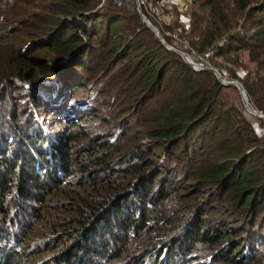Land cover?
Returning <instances> with one entry per match:
<instances>
[{
    "label": "trees",
    "instance_id": "1",
    "mask_svg": "<svg viewBox=\"0 0 264 264\" xmlns=\"http://www.w3.org/2000/svg\"><path fill=\"white\" fill-rule=\"evenodd\" d=\"M164 14L165 41L212 50L264 115V0H182ZM54 79L71 99L98 88L65 133L37 136ZM229 90L114 0H0V205L15 189L33 227L63 244L44 264H98L90 252L103 248L129 264H264V136L251 123L261 120ZM0 264L25 262L3 248Z\"/></svg>",
    "mask_w": 264,
    "mask_h": 264
},
{
    "label": "rangeland",
    "instance_id": "2",
    "mask_svg": "<svg viewBox=\"0 0 264 264\" xmlns=\"http://www.w3.org/2000/svg\"><path fill=\"white\" fill-rule=\"evenodd\" d=\"M114 3L117 7H120V8L123 7L125 9H128L129 11L135 10L140 16L139 12L141 11V9L137 7V3L135 0H114ZM125 6H129V7H125ZM160 7L164 8L163 12L166 13L167 8L170 7V5L163 6V7L160 6ZM161 8H159V13L157 15L158 17L156 18L155 16L148 17V20L154 27H156L159 30L160 34L162 35V32H161L163 31L162 29H164L169 24L168 22L172 20V16L161 13ZM160 13H161V16H160ZM155 14H157V12ZM164 17L166 18L168 17L166 19L167 20L166 23H165ZM177 22L180 25H183V26L185 25V28L187 29L188 28L187 23L189 22V17H187L186 14L185 15L180 14L179 17L177 18ZM170 37H171L170 39L173 41L176 47L168 44L166 41L165 42L170 47L175 49L176 51L182 54H185L187 56H190V59L192 60L193 63H195L196 65H201L206 68L217 70L221 74L222 79L225 81L232 80L229 78L226 68L222 69L224 72L221 73L218 69H216L213 66V62L212 61L210 62L211 56H208L207 58H203L202 56H200V59L203 58L200 61L198 56L194 55L195 52L194 53L192 51L188 52L189 46L183 40L181 41L180 38L177 37V35L171 34ZM197 69H194V70L200 71V69L199 70ZM236 74L238 78H242L245 75L243 71H237ZM100 80H101L100 84L104 83L107 80V77L104 75H100ZM235 81H238V80H235ZM50 86H51L53 93L56 92L55 79L52 80V82L50 83ZM225 87H228V86H225ZM97 88L98 86L93 84L90 86L88 90H80L79 92H77L72 99H71V95L69 93H66L65 91L64 93L60 95H57V94L55 95L54 93L52 96L53 98L45 103V105H47L46 106L47 109H49V112H51V109H54L53 114H49L45 116V114L48 112L47 111L45 112L44 116L35 118L34 122L32 123V125L34 126V130L37 131V136L41 134L43 135L44 131H47V132L53 131L56 134H59V133L63 134V132L65 133L66 132L65 128L67 127L69 122L74 121L77 118L78 114L79 115L82 114L85 106L90 101L89 96L92 93H94V91ZM227 98L230 99V101L234 103L238 107V109L242 111V113H244V111L246 112V110H244L245 108L242 104L238 90L237 92L229 90ZM250 106L252 109L257 111L251 105V103H250ZM111 123H114V122L111 121ZM251 123H252V128L254 129L255 133L259 136H264V120L259 121V120L254 119L252 120ZM51 127L53 128L52 130H51ZM85 127L87 131H90L92 129L89 124L85 125ZM20 140L22 141V144H24L25 140L24 139L23 140L20 139ZM36 145L39 146V144H36ZM41 165L45 166L44 163ZM47 167H48V162H47ZM46 177L48 178V176L45 174L43 177L38 179L39 187L46 186L45 184ZM8 182L11 187L15 186V179H11ZM34 194L38 197L40 196V193L37 190H35ZM16 195H17V192H15V189H10L8 193L4 194L3 201L0 205V226L4 227V234L3 235L0 234V250L3 248L6 249L7 252L8 251L10 252L11 257L21 256L25 264H44L47 260H49L50 258L58 254V252L62 249L63 244H58L56 241H53L56 235H51V234L48 235L47 228L44 225L40 224L38 225V228L33 227V223L31 222L32 214H30L31 212L30 209L27 208L28 204L31 205V202H29L30 200L25 199L24 197L22 198L18 197ZM26 210L29 211L28 213V215H30L28 219L29 222L24 227L20 228L19 225L21 224V222L26 220V215H27ZM12 224H15V226L12 227L11 226ZM17 231L19 232V235L17 236L18 242H16L12 236V233H16ZM109 242L110 240H107V243ZM94 244H95V247H97V245H99V242L96 241L94 242ZM102 244L104 243L102 242ZM17 245H20V247L18 248ZM109 249L110 248H108V250L106 248H103V252L104 250H106L107 254L97 255V256L95 254V251L93 250L92 252H90L91 255L89 257L95 260L98 264H129L128 257L125 259L122 258L120 260H115V257L118 256L119 254V252L118 254H115L118 248L115 250V252L112 251L114 253L109 258V255L111 253V249L110 250ZM132 250H133V247L130 249L131 256L134 254ZM55 261H59V260H55Z\"/></svg>",
    "mask_w": 264,
    "mask_h": 264
},
{
    "label": "water",
    "instance_id": "3",
    "mask_svg": "<svg viewBox=\"0 0 264 264\" xmlns=\"http://www.w3.org/2000/svg\"><path fill=\"white\" fill-rule=\"evenodd\" d=\"M105 0H102V3L104 2ZM140 11V10H139ZM140 17H141V21L142 23L145 25L146 28L150 29L154 35L159 39L160 43L167 49V50H170V51H174L176 53H178L182 58L183 60L190 66L192 67L193 69H197V68H200V70H208V71H211L214 73V75L216 76V78L218 79V81L224 85V86H228V87H235L238 92H239V96L241 98V101H242V104L246 110V112L251 115V116H254L260 120H264V115L261 114L260 112H257L255 111L254 109L251 108L250 106V103H249V99L247 97V94H246V90L244 88V86L238 82V81H235V80H231V81H225L222 79L221 77V74L217 71V70H214V69H210V68H201V66L199 65H196L195 63L192 62V60L190 59V56H187L185 54H182L178 51H176L175 49H173L172 47H170L166 42L165 40L163 39L162 35L160 34L159 30L154 27L150 21L148 20V18L140 11ZM197 67V68H196Z\"/></svg>",
    "mask_w": 264,
    "mask_h": 264
},
{
    "label": "built area",
    "instance_id": "4",
    "mask_svg": "<svg viewBox=\"0 0 264 264\" xmlns=\"http://www.w3.org/2000/svg\"><path fill=\"white\" fill-rule=\"evenodd\" d=\"M137 3V7L139 9L143 8L151 17L156 16L157 14H155L156 12L158 13V8L156 6H153L152 1L151 0H135ZM182 4V0H160L159 1V5L160 6H178ZM168 18V17H167ZM194 53V52H193ZM213 54L212 50H209L206 52V54L204 55H198L196 53H194L195 56H198V58L200 59V56H202L203 58H207L208 56H211ZM201 58L200 61L203 59ZM201 66V65H199ZM203 66H201L202 68ZM206 68V67H203ZM200 69V68H199ZM197 69V70H199Z\"/></svg>",
    "mask_w": 264,
    "mask_h": 264
},
{
    "label": "bare ground",
    "instance_id": "5",
    "mask_svg": "<svg viewBox=\"0 0 264 264\" xmlns=\"http://www.w3.org/2000/svg\"><path fill=\"white\" fill-rule=\"evenodd\" d=\"M252 117H254V116H252Z\"/></svg>",
    "mask_w": 264,
    "mask_h": 264
}]
</instances>
